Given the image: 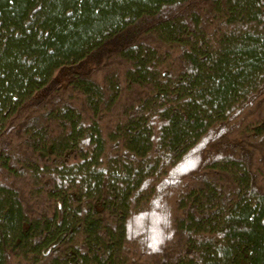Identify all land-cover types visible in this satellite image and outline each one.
<instances>
[{
	"label": "trees",
	"instance_id": "obj_1",
	"mask_svg": "<svg viewBox=\"0 0 264 264\" xmlns=\"http://www.w3.org/2000/svg\"><path fill=\"white\" fill-rule=\"evenodd\" d=\"M0 264H264V0H0Z\"/></svg>",
	"mask_w": 264,
	"mask_h": 264
}]
</instances>
